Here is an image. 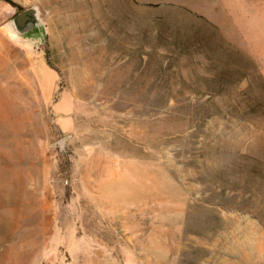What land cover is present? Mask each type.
I'll use <instances>...</instances> for the list:
<instances>
[{
    "label": "rangeland",
    "instance_id": "1",
    "mask_svg": "<svg viewBox=\"0 0 264 264\" xmlns=\"http://www.w3.org/2000/svg\"><path fill=\"white\" fill-rule=\"evenodd\" d=\"M0 264H264V0H0Z\"/></svg>",
    "mask_w": 264,
    "mask_h": 264
},
{
    "label": "water",
    "instance_id": "2",
    "mask_svg": "<svg viewBox=\"0 0 264 264\" xmlns=\"http://www.w3.org/2000/svg\"><path fill=\"white\" fill-rule=\"evenodd\" d=\"M10 22L16 34L20 36L27 35L41 26L37 10L34 7L16 13Z\"/></svg>",
    "mask_w": 264,
    "mask_h": 264
}]
</instances>
